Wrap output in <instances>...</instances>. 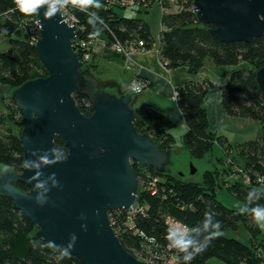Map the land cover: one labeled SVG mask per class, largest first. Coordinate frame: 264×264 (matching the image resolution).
Wrapping results in <instances>:
<instances>
[{"label":"trees","instance_id":"obj_1","mask_svg":"<svg viewBox=\"0 0 264 264\" xmlns=\"http://www.w3.org/2000/svg\"><path fill=\"white\" fill-rule=\"evenodd\" d=\"M151 1L92 0L90 4H81L62 0L69 15L77 20L75 52L79 58L82 59V51L77 45L94 41L99 35L110 46L119 42L127 47L142 40L147 49L151 48L154 40L149 25L138 17L120 13L130 10L138 15ZM170 1L165 0L171 10L162 17L161 60L169 69L185 66L194 75L207 60L222 67L243 64L232 73L222 91V107L229 117L255 121L260 129L252 139L237 145L229 143L225 137L209 130L205 108L209 86L193 82L178 86L176 100L187 125L182 139L185 148L193 158L199 159L218 150L223 156L217 161L227 165L219 168L216 164L217 171L206 172L203 181L198 183L184 181L169 172L158 174L150 167L147 175L142 171L145 169L133 163L141 184L138 206L132 213L112 212L113 228L123 247L142 261L149 249L169 247L176 254L178 264H208L212 258L227 264H264V244L258 248L256 242L261 227L255 215L257 211L264 213L261 188L264 184L257 182L264 177V93L255 76L264 67V36L253 43L222 42L210 33L213 26L198 22L193 11L194 0H174L177 8ZM0 35L11 46L10 50L0 51V87H8L13 92L29 80L48 75L36 49L41 33L34 12H21L15 0H0ZM94 67L90 60L84 70ZM74 98L85 116L94 113L90 97L76 93ZM3 104L0 165L22 174L24 146L19 136L24 127L23 116L12 97L4 99ZM137 112L135 126L140 134L151 136L162 149L171 150L176 146V138L170 132L174 124L169 116L151 109L137 108ZM16 113L20 115L19 120L15 119ZM55 143L67 156L66 142L58 137ZM155 178L156 190L151 191L148 185ZM246 178L250 179L249 184ZM17 185L27 190L24 184ZM221 189L229 190L243 201L245 209L225 206L218 199ZM168 218L181 223L187 232L179 235L167 225ZM241 222L250 233L252 246L222 235L226 228L237 229ZM37 233L38 228L22 211L15 209L13 200L0 194V264H81L67 250H59Z\"/></svg>","mask_w":264,"mask_h":264},{"label":"water","instance_id":"obj_2","mask_svg":"<svg viewBox=\"0 0 264 264\" xmlns=\"http://www.w3.org/2000/svg\"><path fill=\"white\" fill-rule=\"evenodd\" d=\"M55 1L46 0L34 11L41 33L36 49L48 75L12 92L23 116L19 140L24 172L0 167V194L13 200L40 238L67 250L81 264H151L123 247L110 217L112 212L132 213L138 206L141 184L133 163L192 182H202V171L210 165L188 150L162 149L136 130L133 100L142 89L111 94L85 72L75 52L78 29L65 20ZM193 11L200 24L214 27L210 33L222 42L253 43L264 36V0H194ZM255 76L264 93V67ZM99 81L108 92L99 88ZM76 93L90 97L91 116L77 106ZM58 137L66 142L67 156L56 146Z\"/></svg>","mask_w":264,"mask_h":264},{"label":"crops","instance_id":"obj_3","mask_svg":"<svg viewBox=\"0 0 264 264\" xmlns=\"http://www.w3.org/2000/svg\"><path fill=\"white\" fill-rule=\"evenodd\" d=\"M126 17H138L144 20L150 28L153 37L151 48L139 52L133 57H127L116 52L107 44L103 36L95 40L92 47L94 69L89 70L106 87L116 95L126 94L132 88L133 82L143 86L142 93L135 96L133 103L140 110L151 109L170 117L174 126L170 132L176 138L183 139L187 132L184 115L176 100L177 87L193 82L209 86L205 98V108L209 118V130L225 137L229 143H238L254 138L260 129L259 123L229 117L222 107V91L230 76L237 68L222 67L207 60L205 66L197 74H191L185 66L169 69L159 56L160 34L163 31V8L159 0H152L138 15L134 11H125ZM9 40L0 35V51L10 50ZM243 65V64H242ZM241 65V66H242ZM8 87H0V108L3 100L9 98ZM182 125L181 131L177 127ZM211 154L206 155L210 157Z\"/></svg>","mask_w":264,"mask_h":264},{"label":"built area","instance_id":"obj_4","mask_svg":"<svg viewBox=\"0 0 264 264\" xmlns=\"http://www.w3.org/2000/svg\"><path fill=\"white\" fill-rule=\"evenodd\" d=\"M159 1L161 3L162 8H163V14L169 13L171 8L167 7V5H165V0H159ZM55 2L58 5L63 17L65 18V20L71 26L74 25L77 27L76 18L74 16L69 15V13L67 12V9H66L65 5L63 4L62 0H56ZM170 3L173 5L172 7L177 8V5L175 4L174 0H171ZM131 5H133V2L131 3ZM76 39H77V33H76ZM95 40L89 41V42H82L81 45H77V47H79V50L82 51V59L81 60L84 63L91 60V57H92V48L91 47L94 44ZM74 45H75V41H74ZM111 47L116 52L121 53L123 55H126L128 57H133L136 54H138L139 52H143L147 49L145 42L142 40L141 41H134L131 44H129L127 47L123 46L122 44L117 42V43H114V45ZM132 87L143 89V86L140 85V83H138L136 81L132 83ZM176 97H177V93H176ZM157 181L158 180L155 178L149 182V185H148L149 190H151V191L156 190ZM245 182H246V184H249L251 181L249 178H246ZM257 182L260 184H264V177L258 178ZM166 223L169 227L174 229L179 235H183L187 232V228L185 226H183L181 223L175 221L174 219L168 218ZM143 261L151 263V264H178L176 254L169 247L168 248L163 247V248L156 249V250L155 249H149L148 254L146 255V257Z\"/></svg>","mask_w":264,"mask_h":264},{"label":"rangeland","instance_id":"obj_5","mask_svg":"<svg viewBox=\"0 0 264 264\" xmlns=\"http://www.w3.org/2000/svg\"><path fill=\"white\" fill-rule=\"evenodd\" d=\"M120 13L122 15H125V13H123L122 11H120ZM21 36V35H20ZM93 47V45H92ZM91 47V48H92ZM126 56V55H125ZM128 57V56H127ZM141 85V84H140ZM11 91V90H10ZM8 97H12V92H9V94L7 93ZM11 99V98H10ZM3 107V106H2ZM20 115L18 113H16L15 115V119L19 120ZM0 119H3L2 116H0ZM12 125V124H11ZM182 130V125H180L179 127H177V131H181ZM181 133H184L183 131H181L179 133V136H182ZM174 148H179L182 150H187L182 142V139L177 138V145L174 146ZM234 154V153H233ZM219 156H223L221 154V152H219L218 150H215V152L213 154L209 156H205L204 158H202L201 160H203L204 162L208 163L210 166L207 167L206 169H204L202 171V181H203V175L206 172H213V171H217L216 168V164L219 165V168H223V165H227L226 163H221L219 161H217V159L219 158ZM228 158L232 159V154L228 153ZM219 162V163H218ZM0 167H3L2 165H0ZM218 168V169H219ZM145 171V173H149L148 169L142 170ZM148 175V174H147ZM185 181V180H184ZM200 183V182H198ZM141 188V186H140ZM262 190L264 191V186H261ZM218 199L227 207L231 208V209H238L243 211L245 209V204L243 201L239 200L237 197H235L229 190L227 189H221L218 192ZM260 223H264V220H259V224ZM222 235L226 238H231V239H236L239 240L240 242L247 244V245H251L252 246V242H251V236L250 233L246 227V225L241 222L239 224V227L237 229H232V228H226L224 231H222ZM256 242L258 245V248L263 247L262 245L264 244V229L261 228V233L260 235L256 238ZM208 264H227L223 261H221L218 258H212L209 260Z\"/></svg>","mask_w":264,"mask_h":264},{"label":"clouds","instance_id":"obj_6","mask_svg":"<svg viewBox=\"0 0 264 264\" xmlns=\"http://www.w3.org/2000/svg\"><path fill=\"white\" fill-rule=\"evenodd\" d=\"M16 4L18 5L21 12L24 13H31L34 12L35 9L42 3L46 2V0H15ZM73 3H81V4H90L92 0H73ZM46 16H51V13H46ZM54 175V174H53ZM38 202H42L37 197ZM257 219L264 220V213L257 211L255 213ZM259 226L264 229V223H260ZM75 235L72 236V239L75 240ZM66 254V253H65Z\"/></svg>","mask_w":264,"mask_h":264},{"label":"flooded vegetation","instance_id":"obj_7","mask_svg":"<svg viewBox=\"0 0 264 264\" xmlns=\"http://www.w3.org/2000/svg\"><path fill=\"white\" fill-rule=\"evenodd\" d=\"M85 72H86V73H90L89 70H87V69H85ZM99 88L104 89L106 92H108V91L106 90V88H104L103 85L100 83V81H99ZM109 93H111V94H116V93L113 92V91H111V92H109ZM121 95H122V94H121ZM119 96H120V95H119Z\"/></svg>","mask_w":264,"mask_h":264}]
</instances>
